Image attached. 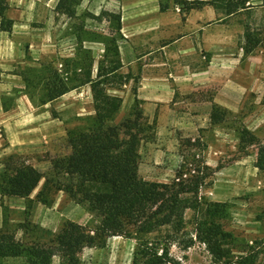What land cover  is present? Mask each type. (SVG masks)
<instances>
[{"label":"crops","instance_id":"1","mask_svg":"<svg viewBox=\"0 0 264 264\" xmlns=\"http://www.w3.org/2000/svg\"><path fill=\"white\" fill-rule=\"evenodd\" d=\"M187 1L205 3L186 9L179 0H77L72 13H66L56 8L58 0H5L4 17L11 21V26L9 30L0 27V159L21 156L39 170L37 161L50 162L57 157L52 146L67 141L66 118L55 116L54 111L71 112L73 103L66 100L72 95L77 97L73 102L78 110L86 101L91 104L86 115L93 114L91 88L85 77L89 72L95 78L102 71L103 36L97 31L102 24L108 28L105 46L112 49L115 44L117 48V54L111 51L110 65L119 61L126 71L123 75L130 76L120 84L125 88L123 95L122 91L113 90V86H120L115 84L107 92L122 98L119 110L131 108L135 96L131 83L136 76L138 84L134 87L142 116L147 123H155L154 139H141L140 147L143 142L149 146L172 145L178 137L193 135L223 142L225 132L218 127L224 123L225 111L241 112L239 103L250 92H256L258 104L263 105L264 75L245 73L244 78H238L223 70L215 71V54L211 48L213 20L223 21L254 7L248 0L238 13L227 15L210 0ZM244 31L239 46L242 51ZM229 35V25L222 24L220 41H226V47L222 45V48L228 49ZM57 50L60 59L54 56ZM254 50L242 54L250 59ZM105 72L112 78L118 74V67ZM54 74H58L68 90L48 99L51 87L48 80ZM109 88L113 89L109 91ZM211 88L215 90L211 99L201 98V93ZM177 93L179 98L175 97ZM187 94L195 100L190 108H179L182 107L179 99H185ZM213 106H216L215 119L211 118ZM209 148L211 152L214 150ZM44 208L37 207L36 212L43 213ZM34 221L47 229L52 227L48 219L34 216ZM111 237L120 239L115 249L110 250L106 245L82 247L77 252L81 264H131L136 240ZM51 264H66L65 257L57 253Z\"/></svg>","mask_w":264,"mask_h":264},{"label":"trees","instance_id":"2","mask_svg":"<svg viewBox=\"0 0 264 264\" xmlns=\"http://www.w3.org/2000/svg\"><path fill=\"white\" fill-rule=\"evenodd\" d=\"M76 1L58 0L56 8L72 13ZM247 1L210 0V3L228 15L245 8ZM179 2L186 9L205 3ZM5 9V0H0V27L9 30L11 21L5 19ZM258 43L254 33L245 29L241 46L244 54L251 53ZM112 50L117 54L115 44ZM119 66L120 62L116 61L114 68ZM106 74L102 70L91 78L89 72L86 73L93 114L85 126L67 131L70 153L50 160L52 178H44L40 170L18 162L14 155L4 160L0 171V197L27 199L44 178L36 194L38 201L50 206L53 198L48 195L63 191L74 201H84L99 217V226L91 231L76 222L65 221L53 244L48 245L23 244L15 238L14 231L0 230V261L7 257H24L27 264H51L53 255L61 253L66 264H79L77 252L82 247H102L108 237L124 236L136 240L131 264H180L170 254V246L187 250L195 241L205 246L213 260L230 264L232 235L224 226L229 204L200 195L201 189L208 184L206 179L212 174L210 167L202 163L194 174L187 176L186 171L178 170L169 182L142 178L138 166L143 116L136 88H132L135 96L129 115L116 121L122 98L109 94L107 88L115 84L114 80L116 85L127 82L130 76L116 74L109 78ZM48 81L51 83L48 99L68 90L58 74ZM261 103L264 104V93ZM215 110L213 106L212 119H215ZM256 166L259 172H264V145L258 148ZM186 211L191 212L190 229L186 228ZM162 231V237L151 236Z\"/></svg>","mask_w":264,"mask_h":264},{"label":"rangeland","instance_id":"3","mask_svg":"<svg viewBox=\"0 0 264 264\" xmlns=\"http://www.w3.org/2000/svg\"><path fill=\"white\" fill-rule=\"evenodd\" d=\"M250 3L254 7L251 10L234 14L223 21H218L217 18L213 20L215 30L211 48L215 54V71L223 70L224 73H230L231 77L238 78H244L242 76L245 73L261 72L264 75V0H251ZM222 24L229 25L230 28L228 49L225 48L226 41L222 43L220 41ZM245 26L260 41V46L254 50L253 57L250 59H247L242 54L243 51L239 49L242 42L240 38ZM106 29L108 28L102 24L97 30L101 31L103 36L104 46L101 49L103 71H107L110 67L114 68L115 65V62L110 65L108 61L112 49L107 45L105 46L106 38H108L105 34ZM217 36L220 37L217 39ZM222 45L225 47L222 48ZM106 54L107 56H104ZM54 56L57 59L61 58L58 50L54 52ZM111 58L113 59V55ZM125 72L124 68L118 67V74ZM135 72L132 73L137 75ZM132 73L130 72L131 76H133ZM134 78L131 87H137L138 78L136 76ZM238 81L245 82L244 79H238ZM114 83L116 85L115 80ZM113 87L115 88H109V91L116 89L119 93L125 89L123 85ZM122 92L121 95L124 94ZM214 93V88L208 89V91L201 93V98L211 99ZM258 96L256 92L243 95V101L241 100L242 102L239 103L241 112L225 111L224 123L218 127V130L225 132L223 142L214 138L207 141L203 136L201 138V136L193 135L178 137L172 145L149 146L143 142L140 147L138 173L145 180L169 182L175 178L178 170L186 171L187 176L194 174L195 169L200 167L202 163L206 162L211 166L212 174L206 179L208 184L201 189L200 195L211 201H214V198H221L218 200L219 202L229 204L228 217L224 220V226L232 235V241L229 245L231 246L230 264H264V172H259L256 166L258 148L264 145V104H258ZM175 97L179 98L180 95L177 93ZM75 99L77 97L71 95L66 100L73 103L70 105L73 106L71 112L66 111L65 114H62V112L54 111L55 116H65L68 129L85 126L91 116L89 113L86 115L87 112L91 111V104L84 101L78 110ZM193 100H195L193 96L187 94L185 99H179V104L182 106L179 108H190ZM232 103L236 104L237 102ZM130 111L131 108L119 110L116 114V121L129 115ZM140 127L141 139L144 141L154 139L155 123L149 124L143 118L140 121ZM192 137L194 140L191 139ZM52 147L55 156H63L70 151L66 140L59 141ZM209 147L214 150L211 152ZM158 149L162 152L160 153ZM17 161L29 164L21 156L18 157ZM3 162L4 160L0 159V171L3 168ZM37 164L44 178L53 177L50 162L46 163L44 159H39ZM48 165L49 167H47ZM44 178L27 199L0 197V230L14 231L15 238L23 244L40 243L48 245L53 244L51 242L65 221L77 223V220L83 219L81 225L91 231L99 226V217L88 208L84 201H74L63 191L48 195V197L53 198L50 206L38 201L36 194L41 189ZM215 181L218 182L216 185L214 184ZM37 207L41 209L45 207L46 209H43V213L36 212ZM34 216L43 220L48 219L52 227L47 229L36 223ZM185 220L187 221L186 228L190 229L192 227L190 211H186ZM163 234L162 231L151 236L162 237ZM118 240L120 239L108 237L106 246H104L110 250L115 249L118 246ZM169 251L180 264H225L223 261L213 260L205 246L199 241H195L187 250H181L176 245H171ZM251 259L252 262H250ZM78 261L81 264L79 259ZM0 262L1 264H27L24 257H7Z\"/></svg>","mask_w":264,"mask_h":264},{"label":"built area","instance_id":"4","mask_svg":"<svg viewBox=\"0 0 264 264\" xmlns=\"http://www.w3.org/2000/svg\"><path fill=\"white\" fill-rule=\"evenodd\" d=\"M175 9H176V10H179V8H178V7H176ZM159 251H160V250H159Z\"/></svg>","mask_w":264,"mask_h":264}]
</instances>
